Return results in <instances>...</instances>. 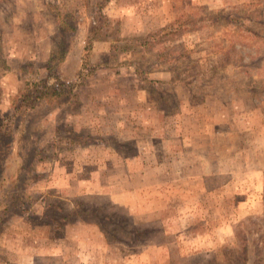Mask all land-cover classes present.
I'll use <instances>...</instances> for the list:
<instances>
[{
  "label": "rangeland",
  "instance_id": "obj_1",
  "mask_svg": "<svg viewBox=\"0 0 264 264\" xmlns=\"http://www.w3.org/2000/svg\"><path fill=\"white\" fill-rule=\"evenodd\" d=\"M0 124V264H264V0H0Z\"/></svg>",
  "mask_w": 264,
  "mask_h": 264
},
{
  "label": "trees",
  "instance_id": "obj_2",
  "mask_svg": "<svg viewBox=\"0 0 264 264\" xmlns=\"http://www.w3.org/2000/svg\"><path fill=\"white\" fill-rule=\"evenodd\" d=\"M92 42L93 41H91L85 47V56L83 58V69L81 70L80 73L81 78L84 79L83 83L88 78L93 76L98 70V65L90 63V59H89L93 47ZM28 86L34 89V92H32V94L30 95L29 94L27 95L26 93L23 94L24 95L23 100L25 101V103H27L26 105L29 106V109H34L37 105L41 103L53 102L55 104L57 103L61 104L70 97V95L73 93V90L75 88L74 83L63 82L60 78L54 79V81L50 84L47 83L46 81H40L34 83L30 82L28 83ZM6 126H8L10 129L9 124H4V125L0 124V131L5 130L4 133H7L8 130L6 129ZM22 132H25L24 129L22 130ZM0 179L4 180V169L0 170ZM12 207L14 210L15 209L14 206H10V209H12ZM6 210L8 213L9 207Z\"/></svg>",
  "mask_w": 264,
  "mask_h": 264
}]
</instances>
